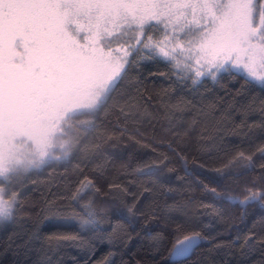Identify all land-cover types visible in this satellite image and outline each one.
I'll list each match as a JSON object with an SVG mask.
<instances>
[{
	"label": "snow or ice",
	"instance_id": "6c2138e0",
	"mask_svg": "<svg viewBox=\"0 0 264 264\" xmlns=\"http://www.w3.org/2000/svg\"><path fill=\"white\" fill-rule=\"evenodd\" d=\"M145 61L163 62L172 76L193 88L225 75L264 88V0H0V225L16 221L23 177L69 161L82 148L87 153V136L110 105L128 117L131 105L120 106L116 94L130 71ZM99 139L107 143L114 137L102 134ZM258 151L264 157V147ZM235 160L246 162L248 170L256 168L252 155L239 152ZM168 162L163 155L145 168L152 173ZM259 168L260 183H246L242 199L222 197L215 187L207 191L241 206H264V163ZM215 171L223 175L222 169ZM92 190L100 192L84 176L70 204L46 201L33 236L40 240L45 224L62 231L49 235L57 243L41 248V264H63L69 249L94 257L99 244L112 243L94 203L80 204ZM200 207L215 211L211 205ZM134 210L135 204L127 208ZM175 231L182 232L183 225ZM254 235L244 241L249 251L255 247ZM202 240L195 230L177 236L161 264L189 259ZM259 243L264 249V239ZM115 255L110 249L95 264H115Z\"/></svg>",
	"mask_w": 264,
	"mask_h": 264
},
{
	"label": "trees",
	"instance_id": "16d2710c",
	"mask_svg": "<svg viewBox=\"0 0 264 264\" xmlns=\"http://www.w3.org/2000/svg\"><path fill=\"white\" fill-rule=\"evenodd\" d=\"M116 96L120 106L131 105L126 108L128 117L111 105L100 113L97 130L86 139L87 153L82 148L75 158L53 162L22 178V208L16 221L0 225V264H41V248L57 243L49 235L62 230L45 224L40 240L35 239L40 210L46 201L70 204L84 176L100 192L92 190L80 204L94 203L112 243L99 244L94 257L69 249L63 264H84V260L95 264L110 249L116 252L115 264H161L177 236L192 230L201 232L204 240L179 264H264L259 243L264 239V206H241L207 191L215 187L222 197L242 199L246 183L254 179L260 183L264 88L227 75L219 82L205 79L193 88L172 76L163 62L145 61L130 71ZM102 134L114 139L104 143L99 139ZM239 152L253 156L255 170L235 160ZM163 155L168 157L167 167L147 173L145 166ZM218 168L223 175H217ZM210 177L219 182L212 183ZM109 184L121 188H109ZM132 204L136 210L129 213ZM201 204L214 206L215 211ZM73 206L80 210L79 205ZM177 225H183L182 232L175 231ZM253 233L255 247L249 251L244 241Z\"/></svg>",
	"mask_w": 264,
	"mask_h": 264
},
{
	"label": "water",
	"instance_id": "95a60500",
	"mask_svg": "<svg viewBox=\"0 0 264 264\" xmlns=\"http://www.w3.org/2000/svg\"><path fill=\"white\" fill-rule=\"evenodd\" d=\"M200 245V244H199Z\"/></svg>",
	"mask_w": 264,
	"mask_h": 264
}]
</instances>
